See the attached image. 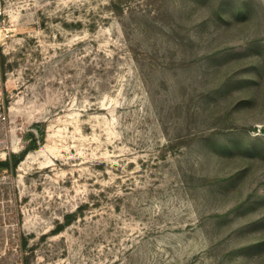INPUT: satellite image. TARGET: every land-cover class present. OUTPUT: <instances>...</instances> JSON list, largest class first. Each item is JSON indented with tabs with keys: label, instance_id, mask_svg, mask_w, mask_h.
I'll return each mask as SVG.
<instances>
[{
	"label": "rangeland",
	"instance_id": "374dc122",
	"mask_svg": "<svg viewBox=\"0 0 264 264\" xmlns=\"http://www.w3.org/2000/svg\"><path fill=\"white\" fill-rule=\"evenodd\" d=\"M0 264H264V0H0Z\"/></svg>",
	"mask_w": 264,
	"mask_h": 264
},
{
	"label": "trees",
	"instance_id": "16d2710c",
	"mask_svg": "<svg viewBox=\"0 0 264 264\" xmlns=\"http://www.w3.org/2000/svg\"><path fill=\"white\" fill-rule=\"evenodd\" d=\"M17 165H18V162L17 161H15V162H10V161H4V162H2V166H4V167H6V168H16L17 167Z\"/></svg>",
	"mask_w": 264,
	"mask_h": 264
}]
</instances>
